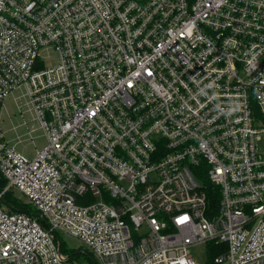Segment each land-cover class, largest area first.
Listing matches in <instances>:
<instances>
[{
  "label": "built area",
  "instance_id": "built-area-1",
  "mask_svg": "<svg viewBox=\"0 0 264 264\" xmlns=\"http://www.w3.org/2000/svg\"><path fill=\"white\" fill-rule=\"evenodd\" d=\"M261 144L264 0H0V172L37 211L0 207V264H77L58 232L100 264H264Z\"/></svg>",
  "mask_w": 264,
  "mask_h": 264
},
{
  "label": "rangeland",
  "instance_id": "rangeland-1",
  "mask_svg": "<svg viewBox=\"0 0 264 264\" xmlns=\"http://www.w3.org/2000/svg\"><path fill=\"white\" fill-rule=\"evenodd\" d=\"M51 56L53 61L57 60V54L51 53ZM23 94L24 90H15L5 99L1 115V128L6 139L18 151L32 159L36 156L37 151L46 146L47 139L35 113L26 104L27 98H24ZM260 147L264 148V144H261ZM14 192L19 198L23 199L18 191ZM23 200L25 201V199ZM2 210L8 211V208L2 206ZM56 239L60 240L63 250H67L66 253L71 255L72 260L77 264H100L92 250L83 246L77 238L58 232L56 233ZM190 250L197 264L210 263L204 245L192 246Z\"/></svg>",
  "mask_w": 264,
  "mask_h": 264
},
{
  "label": "trees",
  "instance_id": "trees-1",
  "mask_svg": "<svg viewBox=\"0 0 264 264\" xmlns=\"http://www.w3.org/2000/svg\"><path fill=\"white\" fill-rule=\"evenodd\" d=\"M7 187V180L4 178L2 173L0 172V207L5 206L8 208L10 212H26L33 217H37V211L30 205L29 203L25 202L23 199L19 198L15 194L14 189H8L5 191ZM216 197L211 198L210 202H212L213 206L216 203ZM209 253H210V262L218 255L217 252L214 251L215 245L209 244Z\"/></svg>",
  "mask_w": 264,
  "mask_h": 264
},
{
  "label": "crops",
  "instance_id": "crops-1",
  "mask_svg": "<svg viewBox=\"0 0 264 264\" xmlns=\"http://www.w3.org/2000/svg\"><path fill=\"white\" fill-rule=\"evenodd\" d=\"M12 145V144H11ZM14 146V145H13ZM15 147V146H14ZM17 150V149H16ZM18 151V150H17ZM20 152V151H19ZM22 153V152H21Z\"/></svg>",
  "mask_w": 264,
  "mask_h": 264
}]
</instances>
